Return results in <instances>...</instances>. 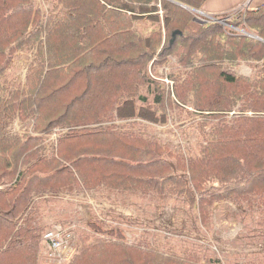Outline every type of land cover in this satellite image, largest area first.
Instances as JSON below:
<instances>
[{"label": "trees", "instance_id": "1", "mask_svg": "<svg viewBox=\"0 0 264 264\" xmlns=\"http://www.w3.org/2000/svg\"><path fill=\"white\" fill-rule=\"evenodd\" d=\"M43 1L49 10L37 0H0V182L10 184L0 190V264H39L37 228H20L16 214L24 209L23 221L32 222L35 203L58 195L75 176L87 187L102 181L159 200L184 196L204 223L215 203L232 201L259 216L254 233L264 237V5L228 20L260 40L216 20H195L187 7L206 0ZM174 30L182 34L170 45ZM24 48L32 55L26 84L11 85L3 73ZM156 54H176L187 69L175 83L174 110L165 109L169 94L145 71ZM241 63L255 75L229 70ZM178 112L200 130L195 145L178 153L132 129L142 121L167 124ZM8 117L33 122L14 134L6 131ZM55 129L61 132L48 155ZM87 238L60 264L216 262L118 236Z\"/></svg>", "mask_w": 264, "mask_h": 264}, {"label": "rangeland", "instance_id": "2", "mask_svg": "<svg viewBox=\"0 0 264 264\" xmlns=\"http://www.w3.org/2000/svg\"><path fill=\"white\" fill-rule=\"evenodd\" d=\"M37 3L44 4L47 10L50 8L49 2L37 0ZM244 10L246 9L235 14L242 13ZM161 13L163 11L159 9L158 14L162 17ZM193 14L194 17L198 16L195 12ZM235 14H232L231 17H234ZM231 17L220 18L222 21L218 22L223 26L238 29L237 32L246 36L252 38L258 36L250 33L251 36L243 28L231 26L228 23ZM135 25H138L141 32L144 31L142 22H135ZM162 35L163 38L166 37L164 31ZM26 49L24 48V51L18 50L19 52L15 53L12 59L13 64H9L3 73L4 78L12 81H10L11 85H15V83L26 84V72L28 64L32 60L31 51ZM182 66L176 54H166L160 59L156 54L145 70L148 77L157 80L160 87L165 90L166 94H169H167L168 101L164 103L167 111L174 110L175 104H177L174 101L175 85L184 79V74L187 71ZM223 67L224 70L229 69L227 65ZM229 70H234L233 72L236 74L245 76H254L257 71L256 68L245 63ZM188 102V106L185 107L192 111V99H189ZM29 120L22 122L8 117L4 124L8 125V132L18 134L29 131L32 123ZM187 120L189 123L186 115L178 112L171 116L167 124H152L142 121L140 125L132 126V129L140 132V136L143 138L158 139L163 145H168L172 151L178 153L180 149L194 146L198 137L197 134L200 133L196 124H189L188 127ZM117 125L120 129L118 131L121 132L122 122H117ZM94 126L97 125L86 127L94 128ZM51 140L49 136L48 145ZM192 143L194 144L191 145ZM55 150L56 141H53L45 153L49 155ZM34 175L43 176L47 174L35 171L32 176ZM9 185L4 181L0 182V190L5 192ZM59 190L58 195L52 198L47 196L35 203L36 208L34 209H37V214L30 215L34 216L32 222L28 219L23 221L28 214L26 211L22 214L24 209L16 214L17 216L20 214L18 218L14 219L17 225L27 224L30 228L35 226L37 230H33V233L40 240L41 233L49 222L64 221L67 224L71 222L74 226L77 248L81 247L83 240L86 244V237H89L87 240L91 241L90 238L93 237L115 238L118 236L128 243L149 244L157 247L158 250L169 251V253L183 257H198L201 261L212 257L216 260L214 264H264V237H258V233H254L257 230L259 216L251 213L246 206L238 205L235 202L221 201L215 203L212 208L211 219L204 223L197 209L191 210L190 206L185 203L184 199L186 198L184 196L177 198L170 196L167 199L159 200L153 194L141 196L137 190L129 192L122 189H111L102 181L92 187H87L78 176H75L70 186L62 185ZM93 226L100 231L96 232ZM105 231H112L113 235L107 236ZM42 251L43 245L40 240L37 262L47 264Z\"/></svg>", "mask_w": 264, "mask_h": 264}, {"label": "built area", "instance_id": "3", "mask_svg": "<svg viewBox=\"0 0 264 264\" xmlns=\"http://www.w3.org/2000/svg\"><path fill=\"white\" fill-rule=\"evenodd\" d=\"M248 34L252 36V34ZM29 121L33 122L31 119ZM60 132L61 130L55 129L50 135L52 142H49L48 147L53 141H56ZM62 132L64 131L62 130ZM73 229L74 226L71 222L67 224L64 221H51L47 224L41 233L42 253L47 264H60L75 253L77 246Z\"/></svg>", "mask_w": 264, "mask_h": 264}, {"label": "crops", "instance_id": "4", "mask_svg": "<svg viewBox=\"0 0 264 264\" xmlns=\"http://www.w3.org/2000/svg\"><path fill=\"white\" fill-rule=\"evenodd\" d=\"M262 5L264 0H206L198 9L201 13L194 19L202 22L215 19L219 21L220 18L231 17L243 9L256 10Z\"/></svg>", "mask_w": 264, "mask_h": 264}, {"label": "water", "instance_id": "5", "mask_svg": "<svg viewBox=\"0 0 264 264\" xmlns=\"http://www.w3.org/2000/svg\"><path fill=\"white\" fill-rule=\"evenodd\" d=\"M180 5H182V4H180ZM182 6H184V5H182ZM187 8H189V7H187ZM189 9H192V8H189ZM194 12H196L197 14H200L201 12H200V10H198V9H192ZM216 20V19H215ZM219 21H222V20H220L219 19ZM205 22V21H204ZM182 34V32L180 31V30H174L173 32H172V35H171V39H170V41H169V44L171 45V44H173L174 43V41H175V38H176V36L177 35H181ZM256 38H258V39H260V40H262V38H260V37H258V36H255Z\"/></svg>", "mask_w": 264, "mask_h": 264}, {"label": "bare ground", "instance_id": "6", "mask_svg": "<svg viewBox=\"0 0 264 264\" xmlns=\"http://www.w3.org/2000/svg\"><path fill=\"white\" fill-rule=\"evenodd\" d=\"M36 212V211H35ZM27 214V213H26ZM30 214V213H29Z\"/></svg>", "mask_w": 264, "mask_h": 264}]
</instances>
